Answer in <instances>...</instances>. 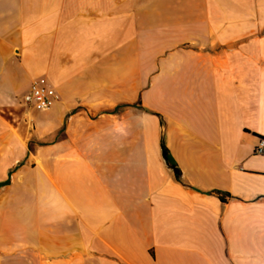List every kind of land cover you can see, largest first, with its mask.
<instances>
[{
  "label": "crops",
  "instance_id": "1",
  "mask_svg": "<svg viewBox=\"0 0 264 264\" xmlns=\"http://www.w3.org/2000/svg\"><path fill=\"white\" fill-rule=\"evenodd\" d=\"M230 6L264 0H0V264H264V18Z\"/></svg>",
  "mask_w": 264,
  "mask_h": 264
},
{
  "label": "built area",
  "instance_id": "2",
  "mask_svg": "<svg viewBox=\"0 0 264 264\" xmlns=\"http://www.w3.org/2000/svg\"><path fill=\"white\" fill-rule=\"evenodd\" d=\"M59 99L58 91L38 79H33L28 89L23 93V101L34 108L46 109ZM255 151L264 153V137L255 146Z\"/></svg>",
  "mask_w": 264,
  "mask_h": 264
},
{
  "label": "rangeland",
  "instance_id": "3",
  "mask_svg": "<svg viewBox=\"0 0 264 264\" xmlns=\"http://www.w3.org/2000/svg\"><path fill=\"white\" fill-rule=\"evenodd\" d=\"M230 7L231 9L225 12L223 10H218V9L211 10V18L212 19L231 18L232 20L244 19L248 22L249 33H255V26H254L255 19L257 18V15H262V13H263V18H264V11L256 12L255 6H247L248 8L244 11H240L239 6H230ZM249 25H251L252 27H249ZM252 29L253 31H251ZM263 31H264V28H263ZM30 128L31 127H29V129ZM72 257L74 258L75 255L73 254Z\"/></svg>",
  "mask_w": 264,
  "mask_h": 264
},
{
  "label": "trees",
  "instance_id": "4",
  "mask_svg": "<svg viewBox=\"0 0 264 264\" xmlns=\"http://www.w3.org/2000/svg\"><path fill=\"white\" fill-rule=\"evenodd\" d=\"M161 146H162L163 156L167 160L168 164L174 169L175 175L177 176V178L180 179L181 170H180L179 166L177 165L175 159L171 155V152H170L168 146L166 145L164 138H162ZM217 193H219V191H217Z\"/></svg>",
  "mask_w": 264,
  "mask_h": 264
}]
</instances>
